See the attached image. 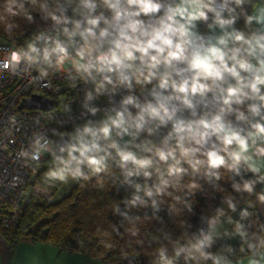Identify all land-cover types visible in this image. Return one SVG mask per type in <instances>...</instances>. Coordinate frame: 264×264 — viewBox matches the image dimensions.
Returning a JSON list of instances; mask_svg holds the SVG:
<instances>
[{"label": "clouds", "instance_id": "9594fccd", "mask_svg": "<svg viewBox=\"0 0 264 264\" xmlns=\"http://www.w3.org/2000/svg\"><path fill=\"white\" fill-rule=\"evenodd\" d=\"M5 78L34 189L84 193L56 264H264V0H0Z\"/></svg>", "mask_w": 264, "mask_h": 264}, {"label": "built area", "instance_id": "2783aa9c", "mask_svg": "<svg viewBox=\"0 0 264 264\" xmlns=\"http://www.w3.org/2000/svg\"><path fill=\"white\" fill-rule=\"evenodd\" d=\"M27 87V80H0V123L6 122L7 117L13 113H20L23 117L21 122L30 125L33 117L42 110L19 108L23 99L32 96L25 93ZM14 139L16 143H7L4 137H0V233L19 220L23 201L34 182L32 175L14 159L15 149L22 139L21 133L17 132ZM13 175L21 176L23 182L11 184Z\"/></svg>", "mask_w": 264, "mask_h": 264}, {"label": "trees", "instance_id": "16d2710c", "mask_svg": "<svg viewBox=\"0 0 264 264\" xmlns=\"http://www.w3.org/2000/svg\"><path fill=\"white\" fill-rule=\"evenodd\" d=\"M33 185L34 182L31 184L32 188ZM83 195L78 189H57L54 195L46 197L35 192H30L28 196L27 193L19 220L1 231L9 244L10 256L22 240L51 244L55 241L57 232L64 231L67 235L73 227L82 228L83 221L75 224L68 217L71 215L70 207L79 204L78 197ZM77 211H80L79 208Z\"/></svg>", "mask_w": 264, "mask_h": 264}, {"label": "rangeland", "instance_id": "374dc122", "mask_svg": "<svg viewBox=\"0 0 264 264\" xmlns=\"http://www.w3.org/2000/svg\"><path fill=\"white\" fill-rule=\"evenodd\" d=\"M30 192H35L38 195H42L46 197L49 195L47 191H38L32 186L29 187L27 193L28 196ZM25 202V199L24 201ZM49 243L46 242H32L29 240H22L18 244L16 250H19L20 252L26 254V255H32L33 257L38 259V264H56L54 254L52 250L48 247ZM0 250H3L2 243L0 242ZM43 261L44 263H41L40 261ZM69 264H80V261L74 260L70 261Z\"/></svg>", "mask_w": 264, "mask_h": 264}, {"label": "water", "instance_id": "95a60500", "mask_svg": "<svg viewBox=\"0 0 264 264\" xmlns=\"http://www.w3.org/2000/svg\"><path fill=\"white\" fill-rule=\"evenodd\" d=\"M52 105L48 98H45L43 95L34 94L30 98L23 99L19 108H27V109H48ZM0 242L2 243V264H9L10 260V247L6 240V238L0 233Z\"/></svg>", "mask_w": 264, "mask_h": 264}, {"label": "crops", "instance_id": "0c3cea01", "mask_svg": "<svg viewBox=\"0 0 264 264\" xmlns=\"http://www.w3.org/2000/svg\"><path fill=\"white\" fill-rule=\"evenodd\" d=\"M32 258V255H26L15 249V252L10 256L9 264H30ZM40 262L44 263L42 260ZM0 264H2V250H0Z\"/></svg>", "mask_w": 264, "mask_h": 264}]
</instances>
